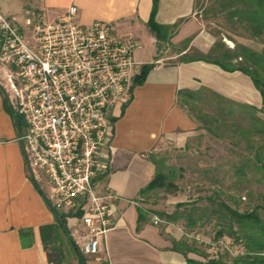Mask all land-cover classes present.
Here are the masks:
<instances>
[{"label":"crops","instance_id":"crops-1","mask_svg":"<svg viewBox=\"0 0 264 264\" xmlns=\"http://www.w3.org/2000/svg\"><path fill=\"white\" fill-rule=\"evenodd\" d=\"M195 1H158L155 21L163 26L178 24L168 42L161 43L167 47L165 52L146 26L152 0L29 1L46 22L56 20L74 6L78 24L109 23L116 35L130 34L141 45L135 53L128 93L107 117L112 152L109 168L94 179L98 194L115 197L114 224L99 240L98 254L84 255L85 264H186L184 257L171 249L172 241L183 240L179 228L171 223L157 227L152 222L153 214H147L139 223L137 212L139 207L151 211L143 206L139 191L154 176L153 151L161 144L183 147L197 128L178 104L177 93L208 89L237 104L257 109L263 106L259 91L246 75L226 72L203 61L180 60L191 50L207 53L214 44L195 16ZM171 48L176 50L167 53ZM151 64L154 67L144 82L134 86L141 67ZM4 75L0 67V264H47L40 228L55 223L52 191L44 178L39 173L34 176L26 165L16 140L22 125H15L7 109L11 106L1 83ZM70 219L73 223L69 225ZM66 226L81 250L80 223L67 218ZM22 232H26L24 242Z\"/></svg>","mask_w":264,"mask_h":264},{"label":"built area","instance_id":"built-area-1","mask_svg":"<svg viewBox=\"0 0 264 264\" xmlns=\"http://www.w3.org/2000/svg\"><path fill=\"white\" fill-rule=\"evenodd\" d=\"M76 18L71 6L52 22L27 19V30L34 25L28 37L0 12V65L21 121L16 140L26 165L53 186L52 207L80 223L81 253L95 256L114 224L115 197L98 194L94 183L111 162L107 117L128 93L141 45L109 23L83 26Z\"/></svg>","mask_w":264,"mask_h":264},{"label":"rangeland","instance_id":"rangeland-1","mask_svg":"<svg viewBox=\"0 0 264 264\" xmlns=\"http://www.w3.org/2000/svg\"><path fill=\"white\" fill-rule=\"evenodd\" d=\"M29 1L0 0V12L9 19L13 18L17 25L23 26L28 37L31 30L34 31V25L27 30L25 21L34 19L33 24H36L40 15L30 7ZM230 1L232 0H196L195 16L203 23L213 43L222 42L228 49L242 45L261 52L264 39L253 37L236 19L228 16L227 4ZM162 47L165 52L167 47L161 44L160 48ZM174 50L176 49L171 48L167 53ZM208 53L191 50L180 60L199 58ZM0 67L5 71L4 66ZM1 83L8 97L7 103L15 115L12 92L5 75ZM210 101L213 100L210 98ZM211 110L208 112L211 113ZM233 115L234 117L225 118L220 124L200 121L196 123L195 132L183 147L161 144L151 154L155 161L162 163L160 169L168 175L176 189L149 193L143 198V206L158 213L182 215L174 226L183 233L181 241H186L193 248V252L188 253L187 257L195 261L220 259L231 264L235 257L244 252L240 241L225 234L218 236L224 227L219 218L226 214L221 205L239 213L254 211L264 219V171L255 169L257 157L264 163V136L243 138L236 129L247 124V117L236 108ZM257 116L264 121V114L259 113ZM240 117L244 120H237ZM239 170L242 174L238 173ZM32 172L34 176H38L36 170ZM46 183L48 190L53 192V186L47 181ZM180 203L184 206L178 208L176 205ZM154 216L160 220L157 227L161 228L167 223L159 215L153 214L152 219ZM190 220L194 224L189 226ZM68 223L72 224L73 220H68ZM65 246V251L70 256L68 260L74 261L73 254Z\"/></svg>","mask_w":264,"mask_h":264},{"label":"trees","instance_id":"trees-1","mask_svg":"<svg viewBox=\"0 0 264 264\" xmlns=\"http://www.w3.org/2000/svg\"><path fill=\"white\" fill-rule=\"evenodd\" d=\"M159 0H152V7L146 26L149 32L154 36L157 44L168 42L170 37L176 32L178 24L171 26L159 25L155 21L157 4ZM229 7L228 16L236 19L243 29L255 38L264 39V0H232L227 4ZM264 45V40H263ZM187 61H203L218 66L226 72H240L246 75L253 86L259 91L262 99V107H255L237 104L225 99L208 89H200L197 92L179 91L177 93V102L181 108L191 117L195 123L209 121L220 124L225 118L234 117L235 108L241 110L246 115V125L239 126V131L245 139L253 136L259 138L264 136V121L257 114H264V47L261 52H255L245 46L235 45L234 49H228L222 42H215L208 54L199 58H190ZM154 67V64L142 66L139 74L134 78L133 85H140L144 82L147 73ZM131 91V90H130ZM131 98V96H130ZM129 98V100H130ZM210 98L213 101H210ZM5 107L7 108L6 104ZM13 116L15 125L20 126V119L14 115L11 109L7 108ZM213 109V111L211 110ZM211 110V113L208 112ZM196 113V116L193 114ZM240 121L244 119L240 117ZM264 144V143H263ZM255 169L264 171V163L257 157ZM155 167V173L152 180L139 191V197L144 198L156 190L176 189L175 185L169 181L168 175L160 169L162 163L155 161L151 156ZM239 174L241 170L238 171ZM264 173V172H263ZM178 208L184 206L180 203ZM224 209V215H221L223 229L219 231L218 236L224 234L231 239L240 241L243 244L244 252L234 258L231 264H264V219L257 212L239 213L226 205H221ZM55 216L53 225L40 228V239L47 264H85L86 260L81 253L78 245L72 238L67 226L69 215L51 207ZM138 222L145 221L147 214L159 215L167 223H177L182 215L175 213L168 215L150 210L137 209ZM190 220L188 225H193ZM226 231H225V230ZM24 242L26 232L21 233ZM65 240V241H64ZM65 245L68 246L70 253L74 256V261L68 260L70 257L65 251ZM171 249L181 254L186 264H228L220 259H208L206 261H195L187 257L188 253L193 252L186 241H172Z\"/></svg>","mask_w":264,"mask_h":264}]
</instances>
